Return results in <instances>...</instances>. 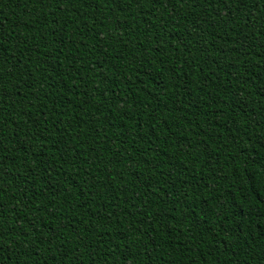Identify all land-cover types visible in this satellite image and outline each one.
I'll use <instances>...</instances> for the list:
<instances>
[{
  "label": "trees",
  "instance_id": "1",
  "mask_svg": "<svg viewBox=\"0 0 264 264\" xmlns=\"http://www.w3.org/2000/svg\"><path fill=\"white\" fill-rule=\"evenodd\" d=\"M0 264H264V0H0Z\"/></svg>",
  "mask_w": 264,
  "mask_h": 264
}]
</instances>
